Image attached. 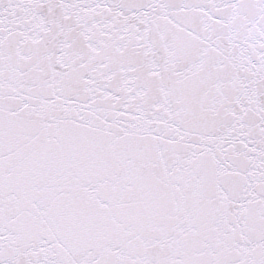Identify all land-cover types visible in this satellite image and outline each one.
<instances>
[{
    "label": "snow or ice",
    "instance_id": "snow-or-ice-1",
    "mask_svg": "<svg viewBox=\"0 0 264 264\" xmlns=\"http://www.w3.org/2000/svg\"><path fill=\"white\" fill-rule=\"evenodd\" d=\"M0 264H264V0H0Z\"/></svg>",
    "mask_w": 264,
    "mask_h": 264
}]
</instances>
